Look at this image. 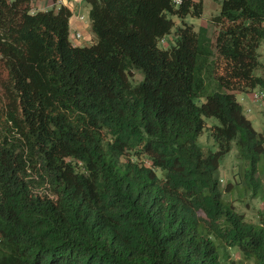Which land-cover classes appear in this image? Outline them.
<instances>
[{
	"label": "trees",
	"instance_id": "trees-1",
	"mask_svg": "<svg viewBox=\"0 0 264 264\" xmlns=\"http://www.w3.org/2000/svg\"><path fill=\"white\" fill-rule=\"evenodd\" d=\"M32 2L0 0V264H264V211L236 204L264 200V132L236 96L264 91V0H223L213 35L184 24L167 49L168 14L202 1L86 0L87 46L68 6Z\"/></svg>",
	"mask_w": 264,
	"mask_h": 264
},
{
	"label": "rangeland",
	"instance_id": "rangeland-1",
	"mask_svg": "<svg viewBox=\"0 0 264 264\" xmlns=\"http://www.w3.org/2000/svg\"><path fill=\"white\" fill-rule=\"evenodd\" d=\"M49 2L48 5L45 4V7H33V11L36 12L38 10H47V9H58L62 5L61 0H47ZM196 1H202L204 4L203 13L201 16H196L192 14H188L184 18L179 17L178 15H171L168 14V16L174 21V26L171 30V33L166 35L164 40L160 42V47L163 49L169 48L171 45L175 43L176 39V32L179 27L184 26V24H188L193 26L196 30L200 28V26H207L210 32V35L214 34L215 27L213 23L211 22L214 15L219 14L221 9V3L223 0H196ZM71 4L73 5L74 14L73 16H81L83 15L85 17V23L88 24L89 30H87L86 35L88 34L93 36L92 43L96 40V35L92 31L89 11H90V5L84 0L83 2L79 3L76 0H72ZM36 5V2H35ZM76 14V15H75ZM87 36H83L80 40H77L75 38V27H72L71 29V40L74 44L78 43H90L88 39H86ZM261 53V61L264 62V43L262 44L260 48ZM258 74H261L260 71H257ZM226 74L225 69V63L221 60H217L216 64L214 65V75L219 77L221 75ZM8 77V72L2 65V62L0 61V118L4 117L5 111L7 109V103L8 98L5 95L4 88L2 86V82L5 81ZM142 79V76L139 73H136L135 80L140 81ZM259 89H256L255 91H258ZM253 91H240L236 93L238 101L243 104L246 115L249 117V119L252 121L253 126L255 129L259 132H264V101L263 100H255L252 97ZM2 116V117H1ZM207 123L210 125L219 124V121L215 117H208L206 118ZM199 144L203 147H206L208 149L217 150L218 146L216 142L208 137L207 132L202 135L199 138ZM235 148L232 149V151L225 156L224 159H222L220 172H221V180L222 185L226 186L227 183L232 180L234 177V173L237 170L236 168V158H235ZM264 183V178H263ZM233 188V186H232ZM238 191L231 196V198H238ZM244 201H237L236 204L239 208V210H243L246 212V216L252 220V221H258L259 219V211H264V200L262 198H251L249 194L245 195L243 197ZM245 201H248L246 203ZM245 202V203H244ZM235 257L239 258L240 254L238 251L235 252Z\"/></svg>",
	"mask_w": 264,
	"mask_h": 264
},
{
	"label": "crops",
	"instance_id": "crops-1",
	"mask_svg": "<svg viewBox=\"0 0 264 264\" xmlns=\"http://www.w3.org/2000/svg\"><path fill=\"white\" fill-rule=\"evenodd\" d=\"M61 1H62V5L68 6L71 9L72 13L74 12L73 5L71 4L72 0H61ZM76 1H78L79 3H81L84 0H76ZM35 2H36V5H35ZM45 4L48 5L49 2L47 0H33L32 7H35V6H37V7H39V6L40 7H45ZM84 20H80L79 19V16H77V15L75 17L72 15V17L70 19V25H71V29H72V27H75V33L76 32H80V33L83 34V36H87L85 32H87V30H89V27H88V24L85 23ZM86 39H88V41H90L89 44L86 43V42L85 43H82V42L81 43H78L77 42V44H75V45L87 46V45H90L92 43L91 41L94 40L93 39V36L90 35V34H88V36L86 37Z\"/></svg>",
	"mask_w": 264,
	"mask_h": 264
},
{
	"label": "built area",
	"instance_id": "built-area-1",
	"mask_svg": "<svg viewBox=\"0 0 264 264\" xmlns=\"http://www.w3.org/2000/svg\"><path fill=\"white\" fill-rule=\"evenodd\" d=\"M177 2H181L182 0H176ZM80 20H84L85 17L83 15L79 16ZM75 38L77 40H80L82 38V33L80 32H76L75 33ZM254 93H252V97L255 100H263L264 101V91L262 90H258V91H253Z\"/></svg>",
	"mask_w": 264,
	"mask_h": 264
}]
</instances>
